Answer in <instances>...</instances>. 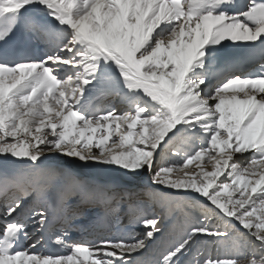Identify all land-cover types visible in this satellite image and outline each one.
<instances>
[{
    "label": "snow or ice",
    "instance_id": "obj_1",
    "mask_svg": "<svg viewBox=\"0 0 264 264\" xmlns=\"http://www.w3.org/2000/svg\"><path fill=\"white\" fill-rule=\"evenodd\" d=\"M65 158L153 191L72 241L69 201L117 194ZM177 208L196 214L143 259ZM0 217V264H264V0H0ZM57 224L63 251L38 248L29 225Z\"/></svg>",
    "mask_w": 264,
    "mask_h": 264
},
{
    "label": "rangeland",
    "instance_id": "obj_2",
    "mask_svg": "<svg viewBox=\"0 0 264 264\" xmlns=\"http://www.w3.org/2000/svg\"><path fill=\"white\" fill-rule=\"evenodd\" d=\"M238 50H241V49L233 50V52H235V51L237 52ZM50 163H52V165H56V164L62 165V164H66V163L70 164L71 162L69 159L65 158V159H61V160H54V161H51ZM72 165H74V164H72ZM74 166L79 168L80 170H82L85 173V175H87L89 177H91V176L99 177L100 176V177H105V178L111 179V180L117 179L118 181H122L126 184H128V183L133 184L136 187V189H140L144 185L149 186V187H144V188H154V186L151 183L150 178L135 177L132 175L123 174V172H120V173L104 172V171H98V170H94V169L80 167L78 165H74ZM206 166L209 168L211 167V165H206ZM194 167H195V165L190 166V168H194ZM56 169H59V170H62L63 172H65L64 169H62V168L56 167ZM86 178L87 177H85L84 182L89 183L88 179H86ZM128 189H130V193L125 192L126 189H122V191L118 192V196L124 197V195H125V198L129 199V196L131 197L135 194H138V191H136L135 189H133V188H128ZM148 199H149L148 197H142L141 198L140 196H135V198L131 199V201H135V200L144 201V200H148ZM117 200H121V198L118 197ZM70 201H69V204L72 206L74 200H70ZM131 201L128 203L125 202V203H127L126 207L128 206V204H131ZM79 202L80 201L77 200V202H75V204L78 205ZM195 214L196 213L194 211H191L188 209H183V210L178 209V208L173 209L169 215L168 230L166 231L165 236L162 238V240L157 242V246H154V248L152 249V252H153L152 255L157 251V248L159 247V245L161 243H170V242H173L176 239H178L179 236L182 234L184 228L187 226V224L190 222V220L192 219V217ZM133 231H135L134 233L142 234L143 229L140 226H138V229L133 230ZM198 247H200L202 250L203 246L201 245ZM195 255H196V252L194 250L193 256H195ZM192 258L193 257L190 256L188 259L191 260ZM185 264H187V261L185 262Z\"/></svg>",
    "mask_w": 264,
    "mask_h": 264
},
{
    "label": "bare ground",
    "instance_id": "obj_3",
    "mask_svg": "<svg viewBox=\"0 0 264 264\" xmlns=\"http://www.w3.org/2000/svg\"><path fill=\"white\" fill-rule=\"evenodd\" d=\"M248 53H252V51H249ZM246 61H250V60H253V59H251V58H249V59H245ZM245 60H243V61H245ZM144 193H146V192H144ZM141 195L143 194V191L140 193ZM87 206H92V205H87ZM92 210H95V209H97V208H91Z\"/></svg>",
    "mask_w": 264,
    "mask_h": 264
}]
</instances>
